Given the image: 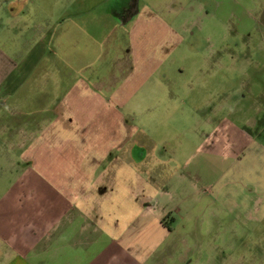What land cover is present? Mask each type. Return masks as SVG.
I'll return each mask as SVG.
<instances>
[{"label":"rangeland","instance_id":"1","mask_svg":"<svg viewBox=\"0 0 264 264\" xmlns=\"http://www.w3.org/2000/svg\"><path fill=\"white\" fill-rule=\"evenodd\" d=\"M117 1L0 0V252L105 264L133 242L139 264L163 244L152 264H264V113L235 99L240 80L264 91V0H137L125 24ZM230 54L256 64L211 67Z\"/></svg>","mask_w":264,"mask_h":264},{"label":"crops","instance_id":"2","mask_svg":"<svg viewBox=\"0 0 264 264\" xmlns=\"http://www.w3.org/2000/svg\"><path fill=\"white\" fill-rule=\"evenodd\" d=\"M103 2H106V1H108V0H102ZM117 2H119V1H117ZM116 8H117V6H115L114 7V9L116 10ZM114 9H111L110 8V6H108V15L109 16H111V13H113V10ZM138 13V11L137 12H135L129 19H132L136 14ZM128 19V20H129ZM127 20V21H128ZM127 21H126V23H127ZM130 21V20H129ZM70 24H71V22H69L67 25V29H66V26H65V28H63V30H62V35L59 37V39L58 40H61V38H62V36H63V39L65 38V40H66V38H67V35H70V28H69V26H70ZM52 36H51V39H50V41H48V42H50L51 44H50V47L52 46V44H57V39H56V37H55V34L54 33H52L51 34ZM49 44V43H48ZM50 47H49V51H50ZM246 48V47H245ZM38 61H40V56L38 57V59H37ZM224 62H225V64L223 65L221 62H217V63H215V64H213L211 67H216V66H220L221 67V70L222 71H226V72H230V71H232L233 69H236V68H239L240 67V65H248V66H250V65H253V64H256V62L255 63H253V62H251L250 60L248 61V57H244V58H236V55L234 56L233 54H230L229 55V57L227 58V59H224ZM236 67V68H235ZM215 69V68H214ZM214 69H211L210 70V73H214V72H216ZM243 72V71H242ZM246 72L247 71H244L243 72V74H242V76L243 77H247V74H246ZM209 77L210 76H206V82L207 83H209L210 81H209ZM226 81H228L229 83L232 81V79H230V78H228L225 74H224V77H223V80H222V83H226ZM254 80L253 79H248L247 81H244V80H240V82L241 83H243L244 84V86L242 87V90H241V94H239V93H235L237 96L235 97V99L236 100H245V99H254V107L256 106V108H257V112H262V113H264V91H263V93H261V92H259V90L257 89V87H258V84H256V83H254V84H249V83H251V82H253ZM199 82V81H198ZM205 82V80L204 81H201V83H204ZM199 85V87H200V83L198 84ZM209 86V85H208ZM204 87V86H203ZM243 88H246L247 89V92H243ZM253 88H255V89H253ZM218 95H224V97H226L227 96V94L229 95V98L230 97H233L235 94H233L232 96H231V93H228L227 91L226 92H223V91H220V90H217V92H216ZM244 93V94H243ZM189 95H190V93H189ZM226 99H228V98H226ZM211 111H213V110H211ZM216 142H213L212 144H215ZM137 148V149H136ZM136 151H140V153L139 154H137L136 153ZM127 153V155H128V157L130 158L129 160H131L135 165H142L143 164V166H145V164H146V162H148L149 161V159H150V152H148V149L144 146V144H142V143H139V142H131L130 143V146H129V149H128V151H126ZM203 159H204V161L205 162H203V165H204V169H206L205 170V173H207L208 171H210V172H214V162H215V160L217 159L216 157H215V155H212V154H206V155H204V157H202ZM193 161H194V159L192 158V159H189L188 160V165H190V164H193ZM206 162L208 163V165L206 164ZM210 163V164H209ZM202 169V170H201ZM194 170H197V172H202L203 171V167H202V165H201V162L200 163H197V164H195V166H194ZM214 174V173H213ZM109 187H111V189L113 188V186L112 185H110ZM108 189V187H106L105 189H101V193H105V191ZM144 191L145 190H140V192H138V193H144ZM136 197V196H135ZM134 197V198H135ZM145 198H146V196H145ZM151 199V198H150ZM148 200L149 201V203H147V207H150V208H152V209H154V204H153V202H151V200ZM134 201H135V199H134ZM169 213L167 214V215H165L164 216V218H168L169 217ZM171 216V215H170ZM163 218V219H164ZM163 219H161V221H160V223L159 224H161L162 226H163ZM171 219H172V217H171ZM56 222V221H55ZM59 225V223H57V226ZM172 234V233H171ZM171 235H169V237H170ZM31 237V236H30ZM169 237H168V239H169ZM49 238H50V236H49ZM167 239V240H168ZM13 243H17L16 241H14ZM21 243H23V248L25 247V248H27L28 247V244H26L27 243V241H24V242H22L21 241ZM132 244H133V242H131V243H129V244H127L125 247H124V250H121V251H123L122 252V255H121V252L120 253H118V251H116L114 254L112 253L109 257H108V260L106 261V263L105 264H139V263H135L134 262V260L132 259V260H130V256H129V250L130 251H132L133 249H134V247L132 246ZM125 244H123V246H124ZM164 245V244H163ZM163 245H160L159 247H157L155 250H152L151 252H153V251H157V250H159V249H161L162 247H163ZM11 250H12V253H9V254H7V252H6V256H5V253H4V251H2V252H0V254H3L5 257H4V259H9L10 257H11V255L13 256V255H15L14 257H12V258H10L9 260H11L8 264H28L27 263V261L24 259V257L23 256H21L22 255V249H20V250H15V248H16V246L15 245H12V247H9ZM127 249V250H126ZM31 251H33V249H31ZM150 252V253H151ZM2 257L0 256V259H1ZM145 258H147V255H145ZM149 257L147 258V259H145L144 260V262L142 263V264H149L148 262H149ZM7 264V263H6Z\"/></svg>","mask_w":264,"mask_h":264},{"label":"flooded vegetation","instance_id":"3","mask_svg":"<svg viewBox=\"0 0 264 264\" xmlns=\"http://www.w3.org/2000/svg\"><path fill=\"white\" fill-rule=\"evenodd\" d=\"M137 12V0H119L118 7L116 10H113L114 16L121 22L122 24H125L126 21L135 13ZM22 124V123H21ZM25 127V126H24ZM28 128V126H27ZM26 128V129H27ZM24 129V128H22ZM30 128H28L29 130ZM32 133H35V129H31ZM19 133H17V136ZM8 144V143H7ZM6 141L0 140V154H2V147H7ZM137 154L140 153V151H136ZM168 244V243H167ZM173 247V246H171ZM168 245H163V247L157 251H153L150 254L147 255V258L149 257V264H152L153 261L157 262L161 255L168 253ZM184 260V259H183ZM182 261V260H181ZM182 264H186L184 261Z\"/></svg>","mask_w":264,"mask_h":264},{"label":"trees","instance_id":"4","mask_svg":"<svg viewBox=\"0 0 264 264\" xmlns=\"http://www.w3.org/2000/svg\"><path fill=\"white\" fill-rule=\"evenodd\" d=\"M137 149V148H136Z\"/></svg>","mask_w":264,"mask_h":264}]
</instances>
